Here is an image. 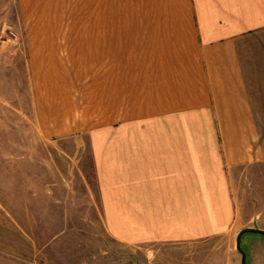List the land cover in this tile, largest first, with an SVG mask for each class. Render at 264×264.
<instances>
[{
    "label": "crops",
    "instance_id": "crops-1",
    "mask_svg": "<svg viewBox=\"0 0 264 264\" xmlns=\"http://www.w3.org/2000/svg\"><path fill=\"white\" fill-rule=\"evenodd\" d=\"M64 3L141 10L84 13L64 45L63 16L48 26L37 11ZM0 4L34 5L22 83L36 131L76 148L64 153L62 206L99 207L121 244L170 245L153 252L160 264H242L239 231L264 229V0ZM35 257L0 241V264Z\"/></svg>",
    "mask_w": 264,
    "mask_h": 264
},
{
    "label": "rangeland",
    "instance_id": "rangeland-1",
    "mask_svg": "<svg viewBox=\"0 0 264 264\" xmlns=\"http://www.w3.org/2000/svg\"><path fill=\"white\" fill-rule=\"evenodd\" d=\"M32 10L34 5L0 4V241L7 248L11 245L18 248L24 256L30 255L31 262L35 254L36 264L162 263V260H154L153 252L174 251L170 245L121 244L108 235L99 207L62 206L64 153L75 152L76 148L64 147V141L45 138L36 131V121L28 107L20 60L25 56L27 30L34 23V15L31 17L28 13ZM133 10H141V5L64 3L37 7L38 13L42 11L44 16L50 17L45 19L49 21L48 26L56 21L52 18L63 16L64 45L67 37L72 38L67 34L75 38L77 28L83 27L84 13ZM90 134L77 133L82 140H89ZM86 172L92 187L90 191L95 194L91 170ZM32 189H36V197L30 196ZM46 190L52 207L46 202ZM75 197L77 195L67 196L64 201L81 203L82 200ZM254 210L260 211L256 221H264L263 208ZM24 236H30V250L22 239ZM241 247L247 254L246 264H261L264 234L246 231Z\"/></svg>",
    "mask_w": 264,
    "mask_h": 264
},
{
    "label": "water",
    "instance_id": "water-1",
    "mask_svg": "<svg viewBox=\"0 0 264 264\" xmlns=\"http://www.w3.org/2000/svg\"><path fill=\"white\" fill-rule=\"evenodd\" d=\"M246 231H256V232H260V233H264V229L258 228V227H245L243 229H241L237 235V249L241 252L242 254V264H246V251L243 250V248L241 247V239H242V235L246 232Z\"/></svg>",
    "mask_w": 264,
    "mask_h": 264
}]
</instances>
